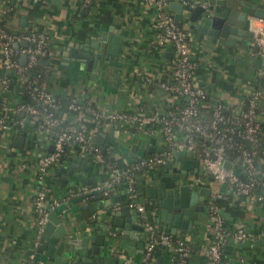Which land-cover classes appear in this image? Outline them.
I'll use <instances>...</instances> for the list:
<instances>
[{
	"label": "crops",
	"instance_id": "1",
	"mask_svg": "<svg viewBox=\"0 0 264 264\" xmlns=\"http://www.w3.org/2000/svg\"><path fill=\"white\" fill-rule=\"evenodd\" d=\"M199 1V0H198ZM257 7L264 8V0H248ZM13 7V12L6 25L12 30L36 28L48 35L46 53L40 60L43 75L40 80L43 88L48 90L58 102L56 113L61 124L73 123L95 134V141L100 150L107 152L119 166H125L135 161L139 156L134 152L129 159L117 149L120 143L129 146L132 143L147 142V144L163 148L164 141L159 130L147 133L143 130L133 131L129 127L115 126V123L97 124L86 114H75L66 107L70 98L86 100L100 110H124L133 113H146L150 109L164 108L173 98L164 90L155 88L142 81L141 75L156 76L171 56L170 46L155 49L148 46L152 27V11L141 6L138 0H90L86 6L81 0H0V16L2 10ZM249 16L253 9L248 7ZM187 28L190 40V55L196 61L197 81L214 100H221L227 106L236 105L252 89H259L260 98L257 106V116L260 129L264 133V63L254 65V56L260 55L251 49L252 37L247 49L236 40L232 46L226 45L223 38H214L198 31V23L189 20V14L181 21ZM110 28V30H109ZM117 33L122 44L119 49L117 64L94 60L87 65L77 58V53L84 52L85 38H95L99 31ZM249 30L253 31V25ZM4 73V72H3ZM2 72L0 70V76ZM6 87L0 83V102L4 100L10 109L9 126L0 136V264H28L29 250L35 240V213L33 200L38 190L45 193L47 203L60 201L61 194L67 193V187H61L65 172L59 167L69 166L73 172L80 165L87 163L83 176L93 182L84 185V190L101 182L106 176L92 157L83 152L78 144H67L61 157L47 171L38 176L35 173V158L44 152H50L53 130L42 126L41 117L29 112H19L13 108L24 101L23 90L8 70ZM26 124L21 146L14 144V135ZM116 128L111 130L112 126ZM145 126H150L149 122ZM111 132V133H110ZM99 133H103V141L107 148L102 150L97 141ZM137 149V148H136ZM188 150H175L169 159L185 157ZM157 152V151H154ZM152 153V152H148ZM147 154L145 151L144 155ZM84 158L83 162L81 161ZM230 164L239 168L236 156L230 157ZM264 170V163H260ZM135 173V172H134ZM133 173V174H134ZM159 168L147 172H137L135 191L131 202L138 196H144L146 187L155 183ZM57 180V182L54 180ZM188 181L191 188L208 187L209 192L217 189L228 195L224 184L214 182L202 168L201 173L191 171ZM76 192L81 190L79 184ZM107 195L99 192L89 195L78 204L95 203L109 199L96 207L91 233L99 225L110 219V210L121 207L127 200L123 180L112 186ZM229 204L222 207L223 223L228 229L242 226L248 238L235 240L227 237L221 246L223 258L227 264H264V198L255 200L253 196H242L238 199L232 195ZM204 196V201H205ZM144 204V203H142ZM127 205L134 209V206ZM147 205V204H146ZM147 209H151L148 207ZM135 211V210H134ZM154 221V212L151 209ZM203 213L205 214V206ZM83 218L90 213L81 210ZM136 214L135 222H138ZM73 219V218H72ZM73 220V224L75 225ZM160 227V224H158ZM211 225L208 218L193 220L191 230L185 233L176 232V237H183L191 246V251L185 264H206L204 249L211 240ZM144 235L141 231H133L126 242L128 250L113 239L103 249L104 257L109 258V264H142L141 253ZM235 260V262L231 260ZM171 252L166 246L160 245L154 250L152 264H170Z\"/></svg>",
	"mask_w": 264,
	"mask_h": 264
},
{
	"label": "built area",
	"instance_id": "2",
	"mask_svg": "<svg viewBox=\"0 0 264 264\" xmlns=\"http://www.w3.org/2000/svg\"><path fill=\"white\" fill-rule=\"evenodd\" d=\"M170 1L181 4L180 20L176 19L173 16L174 12L168 8ZM138 2L152 11L148 46L155 49L170 46L171 49V56L163 66H160V73L156 76L143 74L141 79L155 88L164 90L173 99L164 108L154 107L146 113L124 110L104 111L86 100L77 98L68 99L66 107L75 114L88 115L97 124L115 123L121 127L125 125L133 131L143 130L147 133H153L157 129L164 141L163 147H168L172 153L181 149L194 152L205 173L217 184H224L228 191L226 195L215 189L206 195L204 201L205 214L212 231L211 240L204 249L206 264H227L221 251L226 238L231 236L235 240H242L248 238V234L242 226L228 229L224 225L222 206L215 203V199L230 195L234 197L251 195L255 200L264 198V184L259 193L250 192L255 184L262 183L259 180L261 167L254 160L256 150L253 147L260 122L257 116L260 91L256 88L252 89L236 105L227 106L221 100L212 99L206 88L197 81L196 61L190 55L189 33L181 21L184 15L190 13L198 0H138ZM81 3L86 6L90 0H81ZM8 8L10 7L3 9L2 14ZM10 16H7L6 24ZM249 17L253 25L252 41L258 45L259 54L263 55L264 14L262 17ZM6 24L0 25V70L2 72L0 83L2 87H6L9 82V76L3 73L4 69L12 72L13 78L22 88L30 92V96L37 103L34 105L24 100L13 110L40 115L42 126L53 130V148L50 152L41 153L35 158V173L38 176L43 175L61 157L67 144H78L83 152L92 157L106 176L104 184L95 183L90 187L91 190H99L107 195L112 186L123 180L128 204L134 206L139 223L143 226L142 264L153 263L154 250L160 245L170 249V264H185L191 251L190 244L182 236L176 237L160 229L153 221L151 209H146L142 203L130 201L136 187L135 177L129 171L138 170L142 166L146 167L145 172L157 168L172 153L161 150V153L139 156L130 165L125 166H119L114 161L105 159L92 131L73 123L61 124L58 115H54L53 111H56L58 102L41 85L43 71H36L32 75L28 73L37 59L45 55L48 35L36 28H29L26 32L18 34ZM20 41H25V45H13L14 42ZM22 53L24 60L21 62L19 55ZM204 107H206L205 111L202 110ZM10 109L8 104L1 100L0 136L9 126ZM146 122H149L150 126H145ZM231 156L238 158L239 172L246 175L245 179L240 178V174L234 173L232 168L222 166L223 161L230 162ZM56 203L54 200L47 203L42 190L36 192L32 205L35 213L34 244L48 210ZM260 233L264 236V229ZM123 262L128 264V258Z\"/></svg>",
	"mask_w": 264,
	"mask_h": 264
},
{
	"label": "water",
	"instance_id": "3",
	"mask_svg": "<svg viewBox=\"0 0 264 264\" xmlns=\"http://www.w3.org/2000/svg\"><path fill=\"white\" fill-rule=\"evenodd\" d=\"M248 7L253 9V16H263L264 8L257 7L248 0H199L191 9L189 20L198 23L199 32L214 38H223L225 44L230 46L239 40L240 46L247 49L253 35V31L249 30L251 20ZM168 8L174 12L173 16L176 19H181L180 3L170 1ZM25 43L20 41L14 42L13 45H25ZM121 44L122 40L117 33L99 31L95 38L84 39L82 48L84 52H78L76 56L87 65L93 60L98 63L100 59L117 64ZM251 49L257 53L259 47L253 42ZM254 57V65L264 63V54ZM19 60L21 62L24 60L23 53L19 55ZM115 126L121 127L117 124ZM115 126L113 125L111 130L115 129ZM25 128L24 122L22 130H17L14 135L16 146H21L23 136L27 134ZM102 137L103 133H99L97 141L102 150H105L107 143H104ZM116 147L125 154L126 159H129L134 152L143 156L145 151L148 153L162 150L161 147L149 145L147 142L132 143L129 146L118 143ZM83 160L84 158L81 161ZM222 166L232 168L227 160L222 162ZM79 168L76 172L67 165L58 168L65 172L60 186L67 187L69 191L61 194V200L48 210L36 243L29 250L28 264H109V258L104 257L102 252L110 241L117 239L119 246L130 252L126 242L132 232L143 233V226L139 221L135 222L137 216L134 209L127 205V200L122 201L119 209L110 210V219L104 221L91 233V227L98 226L97 222L93 223L91 214L102 203L106 202L105 204L108 205L109 199L105 201L100 199L93 204H78L87 196L99 193V190H84V185L87 184L88 187L93 182V178L88 181L83 176L87 163L80 165ZM158 168L160 173L155 176V183L147 186L145 195L138 196L134 201L150 205L154 212V221L160 224V229L165 233L175 236L176 232H188L194 219L205 217L204 196L209 193V188L203 186L197 189L191 188L188 181L191 171L201 173L202 166L194 152L188 150L185 157L173 160L168 158ZM232 171L240 174L238 167H233ZM77 184L83 188L71 192L70 190L76 189ZM81 210L90 214L83 218ZM73 220L76 222L75 225ZM231 261L235 262L234 259Z\"/></svg>",
	"mask_w": 264,
	"mask_h": 264
},
{
	"label": "trees",
	"instance_id": "4",
	"mask_svg": "<svg viewBox=\"0 0 264 264\" xmlns=\"http://www.w3.org/2000/svg\"><path fill=\"white\" fill-rule=\"evenodd\" d=\"M12 12H13V7L10 6V8H8V9L5 11V13L2 14V15L0 16V25H1V26H3V25L6 24L7 16L11 15ZM15 31H16V30H15ZM26 31H27V30L24 29V30H17L16 32L19 34V33H24V32H26ZM43 57H44V56H41L40 58H38L36 64H34L32 67H30V69L28 70V73H29V74L32 75V74H35L36 71H40V70H42V69H41V68H42V63H41L40 60H41ZM3 72L6 73V70L4 69ZM11 73H12V72H11ZM22 90H23L24 100H25V101H28V102H31V103L34 104V105H37V103H36V102L32 99V97L30 96V95H31L30 92H28L25 88H22ZM202 110L205 111V110H206V107L202 108ZM19 112H20V111L15 112V113H16L15 116H18ZM53 113H54V115L57 114L56 111H53ZM253 147H254L255 150H256V153H255V155H254V160H255V162H257V164H259V166L261 167V171H260V175H259V180H260L262 183L260 182L261 184H255V185L252 187V189L250 190V192H251L252 194H257V193L260 192V190H261V188H262V185L264 184V170H263V167H262L261 164H260V163H264V152H262V149H263V147H264V133H263L262 130L260 129V122H259V130H258V133H257V139H256L255 143L253 144ZM162 151H164V152H168V153H170V154L172 153V151H171L168 147H166V146L163 147ZM154 153H161V152L147 153V154H145L144 156L151 155V154H154ZM101 154L103 155V157H104L105 159H107V160L113 162L111 156H109L108 153H106V152H101ZM127 165H130V164H127ZM145 171H146V167H145V166H142V167H140L138 170H136V169H131V170L129 171V173H130V174H133L134 172H135V173H137V172L139 173V172H145ZM135 173H134V174H135ZM134 174H133V176H134ZM239 177L242 178V179H245V178H246V175L243 174V173H241V174L239 175ZM120 180H122V178H121ZM110 190H111V189H110ZM110 190H109V193L111 192ZM242 196H243V195H240V196H238L236 199H238V198H240V197H242ZM230 199H231V196H224V197H221V198H217V199H215V203H217L218 205H221L222 207H225V206H227V205L229 204ZM143 205L146 207V209H147L148 207H150V205H148V204H147V205H146V204H143Z\"/></svg>",
	"mask_w": 264,
	"mask_h": 264
}]
</instances>
